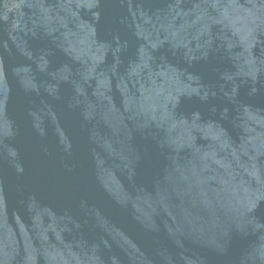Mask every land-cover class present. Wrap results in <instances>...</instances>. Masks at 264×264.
Returning a JSON list of instances; mask_svg holds the SVG:
<instances>
[{"label": "water", "instance_id": "1", "mask_svg": "<svg viewBox=\"0 0 264 264\" xmlns=\"http://www.w3.org/2000/svg\"><path fill=\"white\" fill-rule=\"evenodd\" d=\"M0 264H264V0H0Z\"/></svg>", "mask_w": 264, "mask_h": 264}]
</instances>
